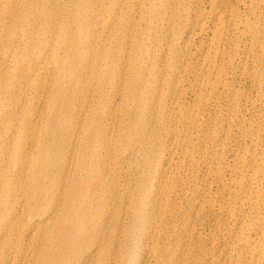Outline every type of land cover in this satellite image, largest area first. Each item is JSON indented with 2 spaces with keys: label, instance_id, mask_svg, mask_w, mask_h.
<instances>
[{
  "label": "bare ground",
  "instance_id": "bare-ground-1",
  "mask_svg": "<svg viewBox=\"0 0 264 264\" xmlns=\"http://www.w3.org/2000/svg\"><path fill=\"white\" fill-rule=\"evenodd\" d=\"M147 1L0 0V264H127L129 219L141 222L154 239L152 214L129 213L127 176L119 173L123 162L130 167L131 158L139 159V184L143 169L159 167L145 149L151 122L167 125L171 140L166 145L154 139L168 148L163 175L172 178L185 166L172 162L174 155L190 166L189 173L188 167L177 172L183 176L198 177L206 164L207 151L195 155L188 133L194 118L185 119L180 136L170 125L167 109L175 102L146 105L145 88L128 106L141 82L126 83L129 63L122 48H129L125 39L134 33L144 35L143 14L152 7ZM95 32L116 49L105 56ZM53 47L59 53L54 63ZM13 58L19 67L6 71ZM79 64H85L81 70ZM152 79L157 95L161 73ZM79 98L86 115L79 113ZM165 188L160 185L158 192ZM179 191L193 197L195 208L199 187Z\"/></svg>",
  "mask_w": 264,
  "mask_h": 264
},
{
  "label": "rangeland",
  "instance_id": "rangeland-1",
  "mask_svg": "<svg viewBox=\"0 0 264 264\" xmlns=\"http://www.w3.org/2000/svg\"><path fill=\"white\" fill-rule=\"evenodd\" d=\"M147 3L152 7L143 14L144 35L123 37L131 44L122 48L129 63L126 83L135 86L141 82L128 106L133 108L145 88L146 105L152 102L156 109L175 102L173 110L167 109L170 125L183 135L185 119L193 117L188 133L193 135L194 154L207 151L208 158L194 177L177 173L188 165L174 155L172 162L185 166L167 178L162 167L168 148L154 144V139L166 145L171 142L167 125L148 124L145 149L158 159L159 167L143 169L144 179L139 184V159L131 158L130 167L123 162L119 173L127 176L129 213L131 209L151 213L155 237L143 231L141 222L126 220L130 237L125 244L126 262L264 264V0ZM132 13L138 19V12ZM216 34L218 39H214ZM95 36H100L97 43L103 44L105 56L116 49L100 32ZM9 43L4 42L6 47ZM55 50L51 49L53 63L59 56ZM93 54H86L87 62ZM19 63L14 59L6 71ZM83 65L79 64V70ZM157 72L162 75V85L156 95L152 76ZM13 74L16 71L11 77ZM86 82L95 84L90 79ZM171 84L178 86L174 93ZM83 105L79 98V113L86 115ZM254 181L260 186H253ZM189 184L199 187L195 208L191 207L193 197L179 191L182 187L185 192ZM160 185L166 187L161 194ZM208 205L214 210L220 207L219 212L208 210Z\"/></svg>",
  "mask_w": 264,
  "mask_h": 264
}]
</instances>
